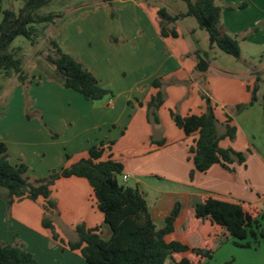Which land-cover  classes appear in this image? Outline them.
<instances>
[{
  "label": "rangeland",
  "instance_id": "rangeland-1",
  "mask_svg": "<svg viewBox=\"0 0 264 264\" xmlns=\"http://www.w3.org/2000/svg\"><path fill=\"white\" fill-rule=\"evenodd\" d=\"M241 1L251 5L252 10H245L242 14L225 10V5ZM218 2L223 7L221 22L227 33L237 35L239 58H233L217 47L208 48L207 33L197 27L192 16L168 25L175 28L176 37L161 36L157 10L164 7L171 14L184 12L186 5L181 0H50L37 14L59 13L60 17L38 32L34 44L21 36L11 44L22 60L27 74L25 82H19L16 74L6 76L0 72V140L6 144L9 163L23 161L28 167L26 175L33 182L59 171L70 158H79L77 156L85 146L103 141L105 147L112 143L110 151L125 169L138 165L139 158L128 149L134 141L132 132L117 136L118 131L109 122L116 117L128 118L133 109L139 107L135 98L143 103L142 109L146 108L147 112L146 102L157 92L163 99L157 117L170 118V110L176 113L181 104L190 103L193 93L188 96L185 85L190 80L186 78L185 83L178 84L176 75L171 73L176 67H191L190 62L194 60L191 52L197 48L208 53L210 66L203 74V83L214 90L215 98L211 93L210 103L218 120L217 129L224 130L226 114L232 117L231 124L237 128L235 138L221 139L220 145L233 146L244 153L249 177L243 180V189L253 196L257 191L264 195V174L261 173L264 172V20L261 19L264 0ZM4 6L18 11L21 2L5 0ZM254 9L261 14H254ZM226 19L230 20L227 27ZM191 27L196 29L193 34ZM253 28L257 30H251ZM50 39L56 40L63 51L89 69L98 84L111 94L99 100H86L79 93L64 88L54 73V66L46 59L51 48ZM181 52L185 53L182 55ZM154 79L159 80V86L152 84ZM254 86L257 87L256 101L237 112L235 106L247 103ZM241 97H248V100L232 102ZM116 98L118 105L112 110L107 105L108 100ZM225 169L233 173L232 167L231 170ZM161 173L176 176L177 171L163 170ZM149 181L164 189L177 188L163 178H150ZM125 183L135 186V177L129 174ZM3 192L5 190L0 188V194ZM52 192H56L54 185ZM0 199L6 203L2 195ZM52 215L49 213L51 220ZM260 223L264 230V219ZM197 226L193 215L186 216L185 224L175 227L174 236L180 234L191 247L204 246L206 241ZM56 228L66 239L76 237V233H71L70 237L71 234L58 224ZM234 241L227 234L210 243V259L201 260L192 252L185 255L192 264H223L228 260L233 264H264V238L257 243L250 237L243 240L249 241L250 247L237 246ZM179 257L175 255L176 259ZM164 264H169V259Z\"/></svg>",
  "mask_w": 264,
  "mask_h": 264
},
{
  "label": "trees",
  "instance_id": "trees-1",
  "mask_svg": "<svg viewBox=\"0 0 264 264\" xmlns=\"http://www.w3.org/2000/svg\"><path fill=\"white\" fill-rule=\"evenodd\" d=\"M0 0V72L6 76L16 74L17 80L24 83L27 74L23 70L22 60L11 47L16 37H24L31 44L37 39L38 32L47 23H53L60 17L59 13L38 15L37 11L50 0H19L18 11L4 6ZM109 2L111 0H103ZM186 5L184 12L169 13L164 7L157 10L159 17V34L163 37H176L175 28L168 27L176 20L192 16L198 28L207 33L208 48L217 47L233 58H239L240 47L237 35L227 33L221 22L222 5L218 0H181ZM247 2L227 4L225 9L234 10L246 7ZM251 30L256 31L257 28ZM245 37V36H244ZM51 48L46 59L54 66V73L60 84L79 93L86 100H99L111 94L101 87L94 74L71 54L62 50L56 40L50 39ZM195 69L205 71L209 66L207 51L196 49ZM152 84L159 86L158 79ZM254 86L247 103L235 106L237 112L256 101ZM205 110L201 114L181 116L170 111L174 124L189 136L196 134L190 147L193 171L205 172L211 165L220 164L225 168L233 162L243 163L244 153L232 147H221L219 141L230 140L236 135V127L231 124L232 117L225 115L224 131L217 129L218 120L209 97L203 95ZM163 99L159 92L147 102V119L158 122L157 109ZM262 109L264 111V96ZM161 144L162 141H157ZM105 145L103 141L87 149V156L80 158L59 171L50 173L45 178L29 181L27 165L23 161L10 164L6 144L0 140V188L4 189L2 197L7 205L23 198L35 201L42 198V226L48 229L50 238L70 251L77 252L87 264H192L185 255L192 252L201 260L212 257L210 243L221 235H229L240 247H250V237L254 243L264 238L260 220L264 219V208L242 200H231L217 194H206L193 203V218L200 222V236L204 246L191 247L180 238H169L174 233V222L180 212V202H174L170 212L164 217L161 226L152 220L146 199L136 186H129L122 180L123 165L108 155L103 158ZM82 177L92 188L96 207L103 215V226L87 228L83 223L75 225L76 239L64 241L56 232L49 213H53L56 204L50 198L51 187L55 181L64 177ZM175 255H179L178 259ZM199 261V263L201 262ZM0 264H40L20 241L2 242L0 244ZM223 264H233L228 260Z\"/></svg>",
  "mask_w": 264,
  "mask_h": 264
},
{
  "label": "crops",
  "instance_id": "crops-1",
  "mask_svg": "<svg viewBox=\"0 0 264 264\" xmlns=\"http://www.w3.org/2000/svg\"><path fill=\"white\" fill-rule=\"evenodd\" d=\"M251 8V5L247 3L246 7L241 9L225 10L242 14L241 12L248 9L252 10ZM253 13L261 14L258 9H254ZM225 14L228 15L233 13ZM261 16V19L264 20V14H261ZM229 23L230 20L227 21L226 19V27ZM195 30V27L190 28L192 34ZM196 49L197 48H194V50ZM182 53L184 54L185 52H181V54ZM191 53L190 54L194 58V60L190 62L192 66L186 68L183 66L176 67L172 69L171 73L178 77L176 78L175 76V81L178 84L184 82L186 78L190 80L189 84L184 83L187 85V95L189 96L193 93V98L186 106H183V104L179 106L178 112L176 113L181 116L201 114L205 110L203 95H206L209 99L213 96L215 98V94H213L214 90L211 89L209 85L203 83V74H205L208 68L202 72L197 71L195 69L196 58L194 51ZM178 73H181L180 76L177 75ZM164 74H167V72ZM135 99L139 107L134 108L128 118L121 119L116 117L109 123L118 131L117 136H125L127 131L132 132L131 135H133L134 141L132 139L133 143L131 142L128 145V149L130 152L135 153V158H139V164L136 166H129L127 169L123 167L122 174H127L128 178L129 174L135 177V186L143 193L150 216L155 224L161 226L164 217L170 212L174 202H180L181 208L174 222V233L169 238H180L185 242L183 238L179 236L180 234L174 236L175 227H180V225L185 224L186 216L193 215V203L206 194L211 193L231 200H242L259 205L260 207L264 205L263 194L257 191L256 196H253V194L247 193L246 190L243 189V180L249 177L247 168L248 163L233 162L229 165V169L231 170L232 167L233 173L228 172L225 167L220 164H213L202 173L197 171L192 172L193 165L190 147L193 146L196 134L194 133L186 136L182 130L174 124L171 116L170 118L166 115L164 118L158 116V122L148 120L146 108L142 109L143 103L138 102L137 98ZM246 100H248V97H241L240 100H234L232 102L239 103V101L245 102ZM107 105H110L113 108L112 110H115L118 105V98L115 100L109 99ZM158 110L159 108L157 112ZM218 131L221 133L224 130ZM160 140L162 143L157 144L156 142ZM113 141H116L115 138ZM106 145L108 146L105 147L103 158L110 155L112 159L120 161L113 157L110 151L112 143L110 142ZM227 147L233 148V146ZM88 148L89 147L85 146V148L79 152L80 154L77 156L79 158H70L63 164V167H67L80 158L86 157ZM233 149L238 151L235 147ZM258 164L256 163L259 168ZM163 170L177 171V173L176 176H168V174L161 173ZM260 170L263 171V168ZM261 173L264 174V172ZM150 178L156 180L161 178L166 179L177 188L173 190L164 189L155 185V180L149 181ZM53 185L56 186V192L53 193L51 187L50 198L55 201L56 209L53 211L52 223L60 238L67 241L68 239L73 240L76 237L64 238L57 230L56 224L69 234H75L74 227L78 223H83L87 228L96 226L102 228L103 215L96 207L92 188L85 178L76 176L59 178ZM58 189L61 191L60 193L57 191ZM43 203L44 200L42 198H37L35 201L26 198L14 200L11 205H9L8 212V210H6L5 201L0 199V243L4 241L14 242V240L22 242L25 245V249L31 252L40 264H85L86 262L84 261L85 263H83V259L77 252L70 251L57 241L49 239L48 236L50 235L48 229L44 228L41 223L44 213ZM19 206L22 209L20 208L19 210ZM200 227L201 224L199 222L197 228L200 229ZM72 234L70 237H72Z\"/></svg>",
  "mask_w": 264,
  "mask_h": 264
},
{
  "label": "built area",
  "instance_id": "built-area-1",
  "mask_svg": "<svg viewBox=\"0 0 264 264\" xmlns=\"http://www.w3.org/2000/svg\"><path fill=\"white\" fill-rule=\"evenodd\" d=\"M121 178L123 181H126L128 179V175L127 174H122Z\"/></svg>",
  "mask_w": 264,
  "mask_h": 264
}]
</instances>
